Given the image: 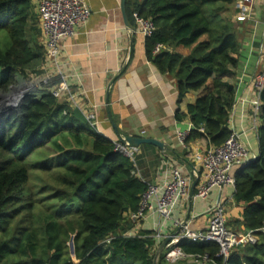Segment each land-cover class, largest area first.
I'll return each mask as SVG.
<instances>
[{"label":"trees","instance_id":"trees-1","mask_svg":"<svg viewBox=\"0 0 264 264\" xmlns=\"http://www.w3.org/2000/svg\"><path fill=\"white\" fill-rule=\"evenodd\" d=\"M237 2L240 13L241 0H127L132 23L137 12L156 24L145 37L146 55L177 78L178 106L190 91L200 92L187 113L177 111L179 120L191 117L186 145L206 139L220 146L233 132L251 15L233 20ZM48 62L37 0H0V264H153L156 232L132 235V216L153 184L148 165L158 162L141 148L157 146L142 144L135 159L116 151L119 137L101 135L69 99L53 94L62 79L47 77ZM40 76L8 105L23 83ZM260 96L259 156L236 169L235 207L225 211L232 229L257 234L264 224V88ZM180 244L187 254H208L209 264H264L262 235L235 247L226 261L216 242ZM182 262L189 264H176ZM159 264H167L164 255Z\"/></svg>","mask_w":264,"mask_h":264},{"label":"crops","instance_id":"crops-1","mask_svg":"<svg viewBox=\"0 0 264 264\" xmlns=\"http://www.w3.org/2000/svg\"><path fill=\"white\" fill-rule=\"evenodd\" d=\"M85 1L91 8V15L76 27L73 35L59 42L56 59L47 63V77L58 75L69 85V91H64L61 99H69L87 118L93 119L101 135L115 140L119 137L118 128L123 136L152 137L166 144L165 149L141 148L145 156L158 161L155 166L148 165L146 171L153 184L169 178L171 167L176 163L190 171L193 154L203 151L208 142L194 140L184 147L178 132H189L191 117L186 115L179 120L177 111L187 113L188 105L196 102L200 92L190 91L179 107L177 78L160 72L148 60L145 36L138 27L133 31L126 26L121 0ZM253 2L249 30L242 41L231 127L252 151L259 153L258 134L250 128L249 116L250 101L255 94L251 77L264 70V0ZM236 8L238 2L233 14L230 13L233 20L239 15ZM238 167H234L233 173ZM233 193L234 186H215L205 199L189 196L185 202L179 200L172 219L164 228L154 200L153 211L139 224V230L144 228L172 235L178 227L175 219L182 221L190 208L193 227H203L207 224V216L203 214L215 203L221 201L227 210L235 207L231 206Z\"/></svg>","mask_w":264,"mask_h":264},{"label":"built area","instance_id":"built-area-1","mask_svg":"<svg viewBox=\"0 0 264 264\" xmlns=\"http://www.w3.org/2000/svg\"><path fill=\"white\" fill-rule=\"evenodd\" d=\"M252 2L253 0H242L239 19L245 18L251 12ZM37 10L40 17L42 39L47 48L49 60L56 59L59 42L65 37L73 35L76 27L85 22L91 15V8L85 0H37ZM133 17L136 26L145 37L151 36L155 32L156 24L151 18L141 16L137 12L133 14ZM160 47L162 45L158 44L157 49ZM251 81L255 94L250 101L249 125L258 134L263 105L260 95L264 88V70L254 74ZM64 91H69V85L66 82H62L54 88L53 94L61 98ZM187 135V132H178V139L184 147H186ZM114 147L116 151H120L132 159H135L140 152V146L131 147L125 136L123 140L115 141ZM258 156V153L250 149L241 135L233 130L230 137L222 145L207 146L203 151H195L190 160L192 165L190 171L177 163V165H172L170 177L160 184H151L144 194L139 212L132 216V218L138 219L137 226L132 230V235L138 234L139 224L146 219L149 212L153 211L154 200H156V209L163 218L162 227L164 228V225L169 223L173 217L172 212L176 203L179 200L185 202L189 198L190 188L195 178L198 179V183L195 187L194 196L205 199L215 186H235L234 167L254 161ZM225 211L226 206L221 201L215 203L203 214L207 216V224L198 228L193 227L194 219L189 218L180 233L172 237L166 246L163 252L166 263L176 264L181 260L188 259L193 264H209L210 256L208 254H187L180 244L183 239L218 243L220 246L218 255L224 256L226 261L235 247L255 243L260 235L264 237V224L259 230L262 234H257L251 230L232 229L227 225ZM180 223L181 219H175L177 226ZM154 236H156L157 245H159L161 242L159 239L163 240L168 235H163L160 231Z\"/></svg>","mask_w":264,"mask_h":264},{"label":"water","instance_id":"water-1","mask_svg":"<svg viewBox=\"0 0 264 264\" xmlns=\"http://www.w3.org/2000/svg\"><path fill=\"white\" fill-rule=\"evenodd\" d=\"M126 5H127V0H121V9H122L123 17H124V20H125V24H126V26L129 29L135 31V30H137V26L134 23L131 22V20H130L128 14H127ZM23 93L21 94L22 96L24 95ZM11 100H13L15 104H18V102L20 101V99H18V101H17V99L15 100V97H12L10 99V101L8 102V105H15V104L12 103ZM116 132L119 135V138L121 140H123L124 137H123L122 134H120V131L118 130V128L116 129ZM125 138L129 142V145L131 147H138V146H141L142 144L148 143V144H153V145H155V146H157V147H159L161 149H165L166 148V144L163 141H160V140H158L156 138H152V137H139V136L127 135V136H125ZM197 183H198V179L195 178L193 180L191 188H190V196H191V198L194 197L195 187H196ZM190 213H191V208L188 210V212L186 214V217L181 221L179 226L176 228L175 232L172 235H169V236L165 237L159 243V245H157V248H156L155 254H154V258H153V264H159V262L161 260V257L163 255V252L166 249V246L172 240V237H175V236H177L180 233L182 227L189 220ZM72 244H73V242H72ZM72 248H74V244L72 245Z\"/></svg>","mask_w":264,"mask_h":264},{"label":"rangeland","instance_id":"rangeland-1","mask_svg":"<svg viewBox=\"0 0 264 264\" xmlns=\"http://www.w3.org/2000/svg\"><path fill=\"white\" fill-rule=\"evenodd\" d=\"M241 1H242V0H241ZM253 7H254V2H253V4H252V6H251V10H252ZM237 17H238V16H237ZM235 19H236V17H235ZM40 81H41V76H40L39 78L33 77L31 80L26 81L25 83H23V85H22L19 89H17V90L11 95L10 99H11L12 97H15V100L17 99V101H18V99H20V97L22 96L21 94H22L23 92H25L28 88H32V85L37 86V85L40 83ZM62 82H63V81H62ZM23 94H24V93H23ZM61 97H62V95H61ZM11 101H12L13 104H15L13 100H11ZM90 120H91L92 124L95 125L94 120L91 119V118H90ZM188 134H189V132H188ZM123 137H124V136H123ZM70 245H71V246L73 245L72 242H70ZM156 248H157V246L155 247V249H156Z\"/></svg>","mask_w":264,"mask_h":264}]
</instances>
